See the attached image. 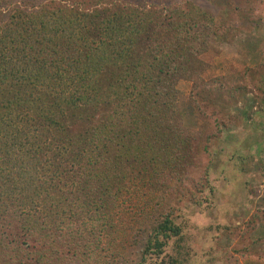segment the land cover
Instances as JSON below:
<instances>
[{"label":"trees","instance_id":"1","mask_svg":"<svg viewBox=\"0 0 264 264\" xmlns=\"http://www.w3.org/2000/svg\"><path fill=\"white\" fill-rule=\"evenodd\" d=\"M256 9L264 0H0V264H187L184 207L211 204L216 148L251 113L245 89L224 96L203 72ZM260 49L241 76L264 100Z\"/></svg>","mask_w":264,"mask_h":264},{"label":"rangeland","instance_id":"2","mask_svg":"<svg viewBox=\"0 0 264 264\" xmlns=\"http://www.w3.org/2000/svg\"><path fill=\"white\" fill-rule=\"evenodd\" d=\"M25 1V0H12ZM201 4L219 13L213 7L202 1ZM260 9L253 11L242 23L238 17H234L233 23L237 26L239 33L231 43H222L217 56L213 57L210 67L203 72L205 81H211L216 76L223 77L219 81H212V85L221 86L222 93L227 96L229 87L236 91L238 86L245 89L244 96L249 100L250 96L260 97L261 91L256 88V80L251 75L246 78L241 76L244 68H254L262 60L259 51H264V15ZM236 16V15H235ZM258 23V24H257ZM235 69L234 71H231ZM260 71L258 70V74ZM260 75V74H259ZM264 77V74H262ZM257 78V76H256ZM211 84H209V87ZM180 107L185 109L184 120L197 125L201 123L196 109L189 99L191 82L179 80ZM252 97V98H253ZM251 98V97H250ZM263 106L264 100H256ZM262 101V102H259ZM260 105V106H261ZM253 109L247 113L248 127H254L255 115ZM264 118V116H262ZM251 122V123H250ZM259 130V129H258ZM263 133V134H262ZM253 136L250 132H242L236 128L231 135L224 138L221 143L223 149L218 146L217 156L211 164L209 171V183L213 191L208 197L211 204L198 206L193 203H186L183 219L185 230L192 246V257L187 264H232L234 258L239 262L249 259L250 262L264 263V223L251 222V215L257 211L256 206H263L261 197H257L256 204L247 200V190H260L257 195L264 193V181L260 175V166L264 161V132ZM244 135L242 137L241 135ZM252 158V163L244 161L247 170L241 169V158ZM254 190V191H255ZM261 196V195H260ZM228 225L227 228L219 231V239L215 242L213 235L218 234L217 226ZM249 248L250 251L239 253V250ZM212 248L215 252L210 257L208 251ZM214 256V257H213Z\"/></svg>","mask_w":264,"mask_h":264},{"label":"crops","instance_id":"3","mask_svg":"<svg viewBox=\"0 0 264 264\" xmlns=\"http://www.w3.org/2000/svg\"><path fill=\"white\" fill-rule=\"evenodd\" d=\"M250 97L252 98L253 96H250ZM250 97H249V100H251ZM254 98L255 97L252 98L253 102L252 100L249 101V104L246 107L247 112H249L250 109L254 110L253 114L255 115V119H254V124L252 123L254 127H248V123L245 118L241 124L237 125L238 127H232L231 129H225L226 131H224L225 132L224 138L230 136L231 135L230 133L234 132L236 128H239L243 133L250 132L251 135L253 134V136L256 135L255 133L261 134L262 132H264V118H262V116H264V111L259 110L260 108L258 107V103L256 101L257 99L255 98L254 100ZM241 136L244 137L243 134ZM256 136L258 137V135Z\"/></svg>","mask_w":264,"mask_h":264}]
</instances>
